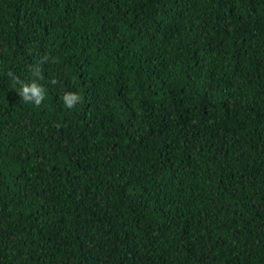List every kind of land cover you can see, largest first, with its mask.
I'll return each instance as SVG.
<instances>
[{"label": "trees", "instance_id": "trees-1", "mask_svg": "<svg viewBox=\"0 0 264 264\" xmlns=\"http://www.w3.org/2000/svg\"><path fill=\"white\" fill-rule=\"evenodd\" d=\"M0 264H264V0H0Z\"/></svg>", "mask_w": 264, "mask_h": 264}, {"label": "clouds", "instance_id": "clouds-1", "mask_svg": "<svg viewBox=\"0 0 264 264\" xmlns=\"http://www.w3.org/2000/svg\"><path fill=\"white\" fill-rule=\"evenodd\" d=\"M48 57H45L44 60H47ZM42 60L40 63H43ZM32 66L31 72L32 76L36 79H32L30 83H25L20 80L18 76H16L12 71L8 72V76L11 77L13 84H18L20 86V90L17 92L19 97L25 103H31L35 106H40L44 100L45 89L42 85L37 83V79H43V72L39 64ZM55 83V81H52ZM82 97L76 92H65L62 96L63 103L67 108L72 109L76 106L78 102H80Z\"/></svg>", "mask_w": 264, "mask_h": 264}]
</instances>
